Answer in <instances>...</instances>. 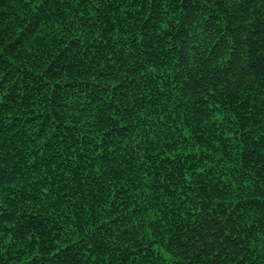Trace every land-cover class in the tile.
<instances>
[{
	"label": "trees",
	"instance_id": "obj_1",
	"mask_svg": "<svg viewBox=\"0 0 264 264\" xmlns=\"http://www.w3.org/2000/svg\"><path fill=\"white\" fill-rule=\"evenodd\" d=\"M0 264H264V0H0Z\"/></svg>",
	"mask_w": 264,
	"mask_h": 264
}]
</instances>
